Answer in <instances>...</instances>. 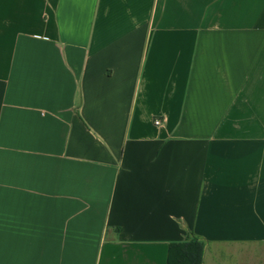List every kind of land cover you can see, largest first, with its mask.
<instances>
[{"label": "crops", "instance_id": "crops-1", "mask_svg": "<svg viewBox=\"0 0 264 264\" xmlns=\"http://www.w3.org/2000/svg\"><path fill=\"white\" fill-rule=\"evenodd\" d=\"M189 234L264 264V0H0V264Z\"/></svg>", "mask_w": 264, "mask_h": 264}, {"label": "trees", "instance_id": "trees-1", "mask_svg": "<svg viewBox=\"0 0 264 264\" xmlns=\"http://www.w3.org/2000/svg\"><path fill=\"white\" fill-rule=\"evenodd\" d=\"M203 253L204 242L189 234L185 241L170 245L167 264H202Z\"/></svg>", "mask_w": 264, "mask_h": 264}, {"label": "built area", "instance_id": "built-area-1", "mask_svg": "<svg viewBox=\"0 0 264 264\" xmlns=\"http://www.w3.org/2000/svg\"><path fill=\"white\" fill-rule=\"evenodd\" d=\"M156 124H160L161 120L160 119H155Z\"/></svg>", "mask_w": 264, "mask_h": 264}]
</instances>
